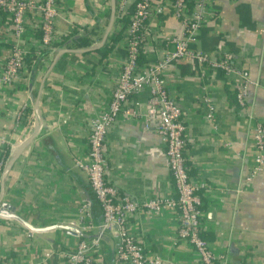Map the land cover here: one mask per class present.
Segmentation results:
<instances>
[{
	"label": "crops",
	"instance_id": "0c3cea01",
	"mask_svg": "<svg viewBox=\"0 0 264 264\" xmlns=\"http://www.w3.org/2000/svg\"><path fill=\"white\" fill-rule=\"evenodd\" d=\"M60 2L63 17L56 26V51L38 60L26 76L0 89V161L4 149H10L4 169L13 152L39 128L37 102L42 121L39 134L5 179L0 257L16 264H65L64 252L73 250L81 239L101 234L96 263L125 264L117 253L116 229L100 233L104 212L76 160L88 159L91 120L107 107L126 61L127 31L116 13L112 31L100 46L110 22V0ZM161 2L153 0L156 5ZM213 9V18L199 31L193 47L216 57L232 53L236 71L225 74L186 59L168 69L164 78L183 111L190 178L204 185L199 192L204 239L229 262L264 264V167L248 180L257 154L254 127L264 125V0H214ZM148 26L143 54L151 63L172 49L166 38L180 34L182 28L172 15L153 17ZM119 30L125 35L115 43L110 37ZM65 36L69 37L62 40ZM37 39V31L27 28L24 43L29 46ZM9 48H0V66ZM78 49L90 50L59 54ZM244 81L248 88L243 109L233 95ZM149 95L146 88L128 99L127 106L142 104L141 115L121 116L109 129L105 145L107 182L120 194L138 200L166 199L172 190L166 146L143 120ZM209 102L215 107V125L206 117ZM22 105L32 109L25 121L18 118ZM84 203L91 213L92 228L87 230L78 222ZM128 220L146 254L174 264H200L194 248L176 239L174 210L140 207Z\"/></svg>",
	"mask_w": 264,
	"mask_h": 264
},
{
	"label": "built area",
	"instance_id": "2783aa9c",
	"mask_svg": "<svg viewBox=\"0 0 264 264\" xmlns=\"http://www.w3.org/2000/svg\"><path fill=\"white\" fill-rule=\"evenodd\" d=\"M214 0H162L153 4V0H117V14L121 21L132 6L129 22L125 24L126 38L123 46L127 58L108 95L107 107L91 120L87 139L86 161L77 159L76 165L86 173L95 198L104 212L100 233L115 228L118 235L117 253L125 264H163L168 260L160 256L146 254L136 235L129 228V215L140 207L156 211L162 208L174 210L178 215L176 239L187 242L198 253L200 264H249L238 261L229 262L225 256L215 254L207 241L201 236L204 212L199 192L204 186L190 178L186 161V127L183 123V111L176 99L170 95L165 72L174 65L193 59L202 66L217 68L225 74L235 72L232 53H222L217 57L213 53L195 49L199 31L213 18ZM60 0H0V48L10 46L5 62L0 66V89L14 82L28 71L27 58L34 49L40 61L47 54L56 51L57 22L63 17ZM160 15H172L181 23L182 32L166 38L171 46L162 57L142 65L139 57L144 51L150 35L148 23L151 18ZM30 28L41 31L38 43H24V35ZM11 37H8V33ZM33 48V49H32ZM43 54V56H42ZM238 72V71H237ZM239 73V72H238ZM148 88L150 95L145 103L143 120L146 129H155L161 136L168 157V168L172 174L171 195L166 198L144 197L141 200L120 194L106 178L107 156L106 141L109 129L121 116L136 117L140 114L141 103L127 106L129 98L139 95ZM248 83L244 81L236 89V100L240 107H246ZM206 101H209L206 99ZM27 107L22 105L18 112L20 119ZM206 117L212 123L215 120V107L209 102ZM215 125V123H214ZM253 142L257 154L254 167L248 180L264 167V125L254 127ZM6 161H0V179ZM90 205L84 203L79 210V225L82 229H91ZM101 234L90 239H81L71 251L63 253L65 264H97L95 252L100 247ZM0 264H16L0 257Z\"/></svg>",
	"mask_w": 264,
	"mask_h": 264
},
{
	"label": "water",
	"instance_id": "95a60500",
	"mask_svg": "<svg viewBox=\"0 0 264 264\" xmlns=\"http://www.w3.org/2000/svg\"><path fill=\"white\" fill-rule=\"evenodd\" d=\"M110 6H111V12H110V22H109V25L107 27V30L103 36V39L101 41V45L100 46H103L106 42V40L108 39L109 37V34L111 33L112 31V28L115 24V19H116V13H117V3H116V0H110ZM90 49H78V50H61L59 54H62V53H65V52H78V53H84L86 51H88ZM38 102L36 103L35 105V112L37 114V117L39 119V128L37 129V131L35 133H33V135L17 150V151H14L13 154L11 155L12 157L10 158V160L8 161L4 171H3V174H2V179H1V194H0V206L2 204V200H3V197H4V190H5V187H4V183H5V179L8 175V172L9 170L11 169V167L13 166V164L15 163V161L20 157V155L23 153V151L25 150V148L33 141V139L35 137H37V135L39 134L41 128H42V121H41V118H40V115H39V111H38ZM3 206L6 207V204H4Z\"/></svg>",
	"mask_w": 264,
	"mask_h": 264
},
{
	"label": "trees",
	"instance_id": "16d2710c",
	"mask_svg": "<svg viewBox=\"0 0 264 264\" xmlns=\"http://www.w3.org/2000/svg\"><path fill=\"white\" fill-rule=\"evenodd\" d=\"M132 10V6H130L129 7V11H128V13H126L123 17H121L122 19H121V21L122 22H124L125 24H127L128 22H129V13H130V11ZM124 34V32L123 31H117V32H114L112 35H111V41H113V42H117L120 38H122V35ZM125 34H127V33H125ZM124 34V35H125ZM41 31L40 30H38L37 31V38L40 40V38H41ZM123 35V36H124ZM126 36V35H125ZM69 36H65V37H62V40H66L67 38H68ZM35 51H34V49L33 50H31L30 51V55L28 56V58H27V66H28V70H30V69H32V67L38 62V60L40 59V57H37L36 55H35V53H34ZM42 56H43V54H42ZM139 62L142 64V65H147L148 64V60L146 59V57H145V55L143 54V50H142V52H141V54H140V57H139ZM233 97H234V100H235V102L237 101L236 100V93L233 95ZM232 97V98H233ZM32 114V109L31 108H26L25 110H24V113H23V115H22V117H21V119L23 118V120L25 121V120H28L29 118L28 117H30V115ZM9 154H10V149L9 148H6V149H4V152H3V155H2V158H1V160H4V161H6L7 160V158L9 157ZM95 197V196H94ZM96 199V198H95ZM97 200V199H96ZM98 201V200H97ZM202 209H203V207H202ZM201 236L204 238V236L202 235V233H201Z\"/></svg>",
	"mask_w": 264,
	"mask_h": 264
}]
</instances>
